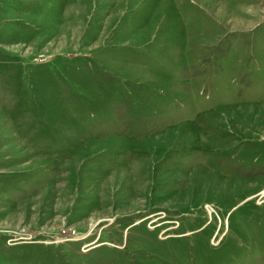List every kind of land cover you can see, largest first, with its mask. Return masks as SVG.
Listing matches in <instances>:
<instances>
[{
    "label": "rangeland",
    "instance_id": "obj_1",
    "mask_svg": "<svg viewBox=\"0 0 264 264\" xmlns=\"http://www.w3.org/2000/svg\"><path fill=\"white\" fill-rule=\"evenodd\" d=\"M264 0H0V264H264Z\"/></svg>",
    "mask_w": 264,
    "mask_h": 264
},
{
    "label": "bare ground",
    "instance_id": "obj_2",
    "mask_svg": "<svg viewBox=\"0 0 264 264\" xmlns=\"http://www.w3.org/2000/svg\"><path fill=\"white\" fill-rule=\"evenodd\" d=\"M261 196H264V191L262 192Z\"/></svg>",
    "mask_w": 264,
    "mask_h": 264
}]
</instances>
